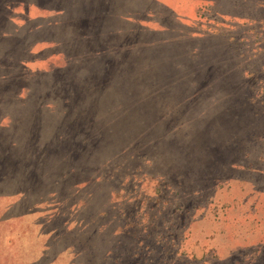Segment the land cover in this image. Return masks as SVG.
Returning a JSON list of instances; mask_svg holds the SVG:
<instances>
[{
    "label": "rangeland",
    "instance_id": "374dc122",
    "mask_svg": "<svg viewBox=\"0 0 264 264\" xmlns=\"http://www.w3.org/2000/svg\"><path fill=\"white\" fill-rule=\"evenodd\" d=\"M0 264H264V0H0Z\"/></svg>",
    "mask_w": 264,
    "mask_h": 264
}]
</instances>
